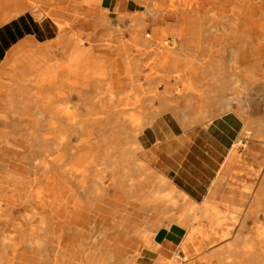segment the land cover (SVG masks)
I'll list each match as a JSON object with an SVG mask.
<instances>
[{"label":"bare ground","instance_id":"6f19581e","mask_svg":"<svg viewBox=\"0 0 264 264\" xmlns=\"http://www.w3.org/2000/svg\"><path fill=\"white\" fill-rule=\"evenodd\" d=\"M97 2L90 0L87 1V5ZM140 3L148 7L147 14L157 16L158 9L152 0H140ZM14 5L15 0H0V24L23 11V9L12 11ZM32 5L35 7L33 11L36 17L41 19L51 16L54 19L60 28V35L53 44L37 45L33 42H24L16 47L0 66V218H26L33 221L30 226H27L25 220L14 222L2 236L0 235V248L3 249L0 252V264L138 263L142 257L143 244L135 243L139 242L135 229L130 233L135 237L128 238V218L119 215L114 226L104 225L96 229V233H91L97 217L108 218L112 208L110 205L112 206L114 201H121L124 195L128 199L130 195V198L137 203L145 197V193L140 192V188L144 184L146 164L141 160L142 147L138 143V138L144 130L143 122L135 116H131L132 119L134 118L132 121L134 124L130 126L118 121L95 122L89 111L83 115L78 111L79 109L70 110L68 104L73 102L74 93L70 90L62 93L60 91L62 88L56 87L58 83L55 78L58 71L69 69L70 66L77 68V59L71 56L69 61H66L64 58L48 56V51L56 49L68 39L65 33L68 25L65 20L68 18L53 12H42L37 9V3ZM209 5L218 8L219 12L214 17L215 23L210 24V27L223 25L226 31L222 39L231 35L230 39L239 42V46H242L243 37L248 38L246 43L252 42V50L247 49L243 53L241 51L242 59L239 64L250 71L249 82L252 86L253 98L256 96V104L253 106V98H239L237 87L233 89L232 86L233 97L230 100L235 98L238 102H245L246 105L242 107L244 112L239 136L234 140L223 169L231 162H236L240 170L232 173L231 179L228 177V180L224 181L222 177L220 181L223 183L219 184V188L214 185L207 202L216 197L221 199L222 203L226 202L228 199L225 198L226 193L230 190L237 191L242 205L246 200L250 201L254 196H250L252 191L259 184L261 189L254 197V205H256L254 217L252 215L254 210L249 211L245 216L243 209L240 211L236 209L226 213L222 218H210L209 231L202 240L199 237L195 241L197 227L192 225L195 218H191L190 223L187 218H178L184 225L189 224L191 229V234H188L189 236L183 241L181 249L184 253L190 254L185 258L187 264H264V239L247 240L242 234L245 226L234 227V222L239 218H260L259 213L264 211V120L252 119L250 113L251 110L255 113L261 111L264 114V0H210L208 4L194 1L190 5L191 16L186 18L183 9L176 10L177 15H180L177 21L173 24L164 23L167 26L156 31L169 33L171 25L176 29L179 38L183 39L187 30H193L191 39L196 41L200 37L196 30L202 24L200 13L206 12ZM206 17L210 15L206 14L203 20ZM137 20L141 22L144 17L140 16ZM228 31L232 33H227ZM213 33L212 30L210 36L208 35L209 43L205 47L196 44L198 52L209 58L208 63L204 65L193 63L191 72L195 78L202 75L200 73L211 76L210 82L213 86H218L221 82L220 76H225L228 70L236 74L237 61L231 59L229 66H225L222 61L225 51L219 52L216 49L218 38L214 37ZM171 38V41L165 40L164 44L168 45L169 42L173 45L177 44L175 36ZM231 46L230 49L234 50ZM232 50H230L231 56H233ZM171 54L172 57H167L171 60L173 57L175 59L173 53ZM168 61H163L159 65L165 66ZM177 63L175 61L167 68V72L176 70ZM187 63L191 64V61ZM93 69L101 75L100 60L93 61ZM136 72H127L126 77L130 79L132 87H138V80L133 75ZM75 76H78L77 73ZM166 76L170 77V74ZM183 77L181 82L184 87L192 88V80ZM119 78L117 74H113L114 83H118ZM162 81L166 82L167 79ZM60 84L62 81L59 82ZM58 89L60 90L57 91ZM56 95L59 97H55ZM28 97L35 99V106H26L25 99ZM52 97L66 104L64 111L59 109L57 114L52 113L54 116L64 117L63 122H51L45 116L47 102L54 101ZM215 97L216 95L213 94L212 98ZM115 112L116 109H110L108 118H113ZM115 126L123 127L117 136L115 132L118 131L112 128ZM251 131L260 139L258 142L263 154L260 162L250 161L244 164L238 148L240 146L247 148L241 139L246 138ZM79 148L88 151L87 156H82L80 161L75 160L68 164V159L74 153L77 154ZM95 150L97 153L93 154ZM219 178L220 175L216 181ZM159 180L160 191L148 197L149 202L154 206L163 205V208L167 209L188 203V197L176 190L166 179ZM68 183L80 186L81 194L85 198L81 199L77 190L69 187ZM112 192L117 196L113 197ZM89 199L98 205L95 207L92 203L91 208L88 207L86 203ZM234 201L235 197L232 196L229 202ZM195 209L196 206L194 208L191 206L188 210ZM120 211L119 208L118 212ZM216 212L215 216L220 214L219 211ZM146 219L149 218L134 220L140 223ZM154 219L159 218H150V220ZM29 231L40 236L35 241L37 249L42 250L38 258L27 253L15 254L16 249L21 245V237L14 239L13 236ZM62 232L75 234L77 238L73 242L68 238L61 241L59 236ZM45 237L57 238L54 246L57 251L52 260L50 250L47 253ZM147 237L146 246H150L152 241L148 235ZM231 237H234V240L229 242ZM128 242L133 246L129 247ZM238 243L242 245L235 247ZM191 244H196L193 251L189 250ZM99 246L105 248L102 250L105 256L97 260L95 255L99 253L97 250ZM207 247L209 251L205 250ZM194 254H204V256L194 261L190 258ZM171 257L173 258L164 256L158 259V264H180L179 255Z\"/></svg>","mask_w":264,"mask_h":264},{"label":"crops","instance_id":"0c3cea01","mask_svg":"<svg viewBox=\"0 0 264 264\" xmlns=\"http://www.w3.org/2000/svg\"><path fill=\"white\" fill-rule=\"evenodd\" d=\"M68 1L71 0H15L12 11L17 9H23V11L18 16L0 24V66L10 53L24 42L46 45L53 44L59 37L60 28L57 23L51 16L41 19L36 17L32 3H37V9L42 12L54 13L56 7L53 5L58 4L61 8ZM87 1L90 0H72L78 10H85L91 5L97 6L98 10L114 20V23L104 28L74 23L71 24V28L67 27L65 30L80 32L123 30L124 41L130 40L131 23L122 24L115 20L122 15L143 13L140 0H97V3L90 5H87ZM88 25L91 28H88ZM164 26L167 25L157 24L155 29L160 30ZM170 27L177 44L182 47L187 46L186 38L180 39L176 29L171 25ZM67 38L56 49L48 51V56L64 58L66 61L73 56L77 61L90 62V65L87 63L86 67L89 66L92 72L93 61L96 56L98 57L99 51L97 33L92 38L81 40L68 35ZM189 53L192 54L195 51H189ZM173 63H175L174 60L166 65L164 70L154 65L150 69L146 67L140 71L136 79L138 83L144 84V87L126 86L125 83L130 84V79L124 78L121 92L115 93L117 96L121 94L122 98L110 101L115 105L110 109H116L121 99L123 115L119 120L122 121L121 124L133 125L134 118L132 119L131 116L143 122L145 129L139 136L138 143L142 147L141 160L146 164V169L143 176L144 184L140 188V192H144L145 197L135 203L130 195L128 199L124 195L121 201H114L112 206L110 205L112 208L108 218H117L119 215L126 218H213L216 211L224 213L233 211L229 200L222 203L221 199L216 197L207 202L229 158L234 140L240 132L241 116L235 112V104L233 100H230L232 98L230 96H233L231 88L229 89L231 93L228 94L227 85L225 86L228 77L220 76V85L213 86L210 82L211 76L200 73L202 75L195 78L192 72H187L183 78L192 80V88H185L187 92L182 97L180 91L184 88L183 86L182 89L178 87L174 92L170 87L163 88L159 85L163 79L170 78L176 72L175 70L167 72V68ZM177 66H179L178 63ZM168 73L170 77L166 76ZM89 78L92 80L91 85L87 86L89 88L74 89L72 103L76 105L85 103L90 106L96 103L95 96L99 94L97 80L93 79V75ZM213 94L216 95L215 98H212ZM80 95L82 98L79 97ZM177 102L180 103L177 104ZM113 121L118 120L113 119ZM160 178L166 179L176 190L186 195L188 203L181 204L177 208L164 209L163 205L154 206L149 202L148 197L160 191ZM112 195L116 196L114 192ZM191 206L192 208L201 207V211H195L196 209L189 211ZM128 233V238L135 237ZM187 236L188 232L180 224L161 227L155 232L152 244L141 251L142 257L137 264H158V259L173 256ZM138 239V243L141 244L142 236H138ZM127 244L131 246L129 242Z\"/></svg>","mask_w":264,"mask_h":264},{"label":"rangeland","instance_id":"374dc122","mask_svg":"<svg viewBox=\"0 0 264 264\" xmlns=\"http://www.w3.org/2000/svg\"><path fill=\"white\" fill-rule=\"evenodd\" d=\"M198 1L201 3H209L210 0H152L153 4L156 5V9H158L157 16H154L153 14H147L148 12V7L145 5H142V12L143 13H136L134 15H122L119 16L115 21L119 23H126L130 22L131 23V32H130V40H125L124 37V31L123 30H116V31H73V30H66L65 33H67L68 36H71V38L74 39H79L81 40L82 38H92L94 37V34L97 33V42H98V49L99 51L97 52L98 57L96 56L94 58L95 60H100L102 63V71L101 75L97 70H94L91 72L90 67H86L87 63L90 65V62H85V61H77L75 66H70L69 69H64L63 71H58L56 73V78L58 85L56 86L57 88L60 87L57 91H62V93H65V91L70 90L71 92L74 91L75 88H82V89H87L91 85V78H89L91 75H93V79L97 80L96 86L98 87V92L99 94L95 96L96 98V103H93V105H88V104H68L70 110H77L80 113L87 114L88 111L92 115V118L95 122H117L113 121V119L118 120V122L123 116H122V105H121V99H120V105H116V114L114 115L113 118H108L107 114L109 113L110 107H114V103H111V100H116L117 98H122L120 95L117 96L115 93L121 92L122 87L124 85V78H127V72H133L137 71L136 73H133L134 76H138L140 71H143L146 67L148 69L152 68V66L157 65L158 68L160 69H165V66L168 65L172 60L178 62V67L175 70L176 72L167 79L166 82H162L159 84L160 86H163V88H166L169 84V87L175 92V90L178 87H181V89L184 87L181 81L182 76L185 75L187 72H191L192 69V64L193 63H199L200 65L207 64L209 61V58L206 56H202L201 53L198 52V49L196 47V44H199L201 47H205L206 44L209 43V36L210 32L213 30V36L218 38V43L216 44V49L219 50V52L225 51L223 55V63L225 66H229L230 60L231 59H236L237 64H236V74L233 72L231 73L229 70L225 74V76L228 77L227 81L225 82V86L227 85V93H231L232 86L233 89L235 86L237 87V92L240 94L237 96L240 98H253V91H252V86L250 84V71L246 69V67L242 64H239L241 58V55L243 52H245L247 49L252 50V42L248 41L246 43V40L248 38L243 37L242 40V46H239L237 42H234L230 39V36L225 37L226 39H222V36L226 29L224 28L223 25L219 24L216 27L211 28L210 24L215 23V14L218 13V8L212 7L209 5L206 8V12L203 11L200 13L201 19H202V24L199 25V28L196 30L199 32L200 37L198 40L191 39V34L194 32L193 30H187L184 38H186V44H188L185 47H182L180 44L172 43L169 42V44H164L165 40H172L171 37L174 35L172 33L174 32H169V33H160L159 31H156V26L157 24H173L174 22L177 21L179 16L176 13V10H182L184 12V16L188 18L189 16L192 15V12L190 11V5L194 2ZM55 8V12H57L58 15L60 16H65L68 19L65 20L67 22V27L71 28V26L74 23H79V24H91L94 26L93 28H104L106 26H109L110 24L114 23V20L109 19L105 13L100 12L95 5L88 6L85 10H78L75 6L74 3L71 1H68L67 4H63L61 8H59V5H53ZM220 10V9H219ZM54 12V13H55ZM79 13V14H77ZM146 14V15H144ZM208 14L210 17H206V19L203 20V17ZM144 15V16H143ZM71 16V18H70ZM141 17H144V20L141 22L137 20V18L140 19ZM53 19V18H52ZM54 20V19H53ZM72 24V25H71ZM225 24V23H224ZM166 25V24H164ZM97 26V27H96ZM162 26V25H161ZM88 28H91L90 25H88ZM212 29V30H211ZM227 33H232V32H227ZM147 35H150V37H147ZM209 35V36H208ZM179 37V36H178ZM224 37V36H223ZM190 40V42H189ZM215 40V39H214ZM226 42V43H225ZM149 44L146 46L145 44ZM226 44V45H225ZM218 45V46H217ZM232 45V46H231ZM230 46L233 47L234 50L230 49ZM219 47V48H218ZM195 51V53H189V51ZM230 50L233 51L232 55H230ZM179 51V52H177ZM183 51V52H182ZM197 51V52H196ZM242 51V53H241ZM177 52V53H176ZM176 57L175 59L172 58L169 59L167 56L172 57V54ZM146 58L148 60H146ZM214 59V58H213ZM169 60V61H168ZM163 61H168L165 66H160L159 63H162ZM191 64H187V62H190ZM147 62V63H145ZM138 65V66H137ZM141 65V66H140ZM85 69H84V68ZM228 68V67H227ZM77 73L78 76H75ZM113 74H117L119 78V82L114 83V80L112 79ZM176 76V77H174ZM128 80V78H127ZM178 80L180 82H178ZM232 80L234 83L232 84ZM62 81V84L59 85V82ZM174 83H171V82ZM139 82V81H138ZM137 85L140 87H144V84L138 83ZM227 83V84H226ZM69 85V87H66ZM126 86L130 84H126ZM231 85V86H230ZM183 86V87H182ZM74 87V88H73ZM230 89V90H229ZM185 87L180 91V94L182 97L185 96ZM112 93V95H111ZM114 93V94H113ZM58 94V93H57ZM249 95V96H247ZM55 97H59V95H56ZM82 98V95L79 96ZM233 97V96H230ZM236 97V96H235ZM256 96L253 98V106L256 104ZM54 100V97H52ZM255 99V102H254ZM235 104V112H237L241 118H242V113L244 112V109L242 108L243 106L246 105L245 102H238L237 99L234 98L233 100ZM35 99L32 97H28L25 99V104L27 107H32L33 105L35 106ZM180 102H177V104ZM183 106V105H182ZM66 104L64 102H60L59 99L52 100L47 102L46 104V110H45V116L47 120L51 122H63L65 121V118L54 116L53 114H57L60 110H65ZM108 109V110H107ZM250 113L252 115V119H263L264 120V114L261 111L259 113L252 112L250 110ZM121 114V115H120ZM112 121H109V120ZM116 131L115 135L117 136L120 134L122 131V126H115L112 127ZM145 129V127H144ZM122 138V136H119ZM248 137V138H247ZM247 138V139H246ZM246 138H242L241 140L244 141V144L247 145V148L245 146H240L238 148V153L242 156L244 160V164H248L250 161H257L260 162L262 158V148L259 146L258 140H260L258 137H256L255 133L253 131L250 132L249 135L246 136ZM116 139V138H115ZM113 144V143H111ZM97 150L93 152V154H96ZM88 151L85 149L79 148L77 154L74 153V155L68 159V164H70L72 161L78 160L80 161L82 156H87ZM99 154V153H98ZM239 164L236 162H231L225 169L222 171V174H220V178L218 181H216V187L219 188V184H222L221 178L224 177L225 179H231V174L234 172H237L239 167ZM240 173H246L245 171H240ZM227 179V180H228ZM69 187H72L73 190H77L78 195L83 198H85L84 195L81 194V189L80 186L72 185L71 183L67 184ZM260 184L255 188L251 195L252 198L249 200H246V203L242 204L239 202L240 197L237 196V191H230L227 190L226 197L228 198L227 200L230 201L231 197H235L234 202H229L230 203V208L234 210H241L243 209V212L245 216L248 214L249 211H252V215L254 217L255 215V209L256 205L254 202V197L256 196L257 192L260 190ZM231 192V193H230ZM117 196V195H116ZM92 201V202H90ZM100 202V201H99ZM84 203H86L84 201ZM94 204L95 207L98 205L96 202H94L92 199L88 201L87 206L91 208L90 204ZM94 208V207H92ZM171 208H177V207H172ZM263 208V207H262ZM260 208V209H262ZM203 210V209H202ZM195 211H201V207H197ZM220 214L213 217V218H222L225 216L226 213L219 211ZM203 213H205V210H203ZM263 213L264 211H261L259 213L260 218H239L237 221L234 222V227H240L241 225L245 226V229H243L242 234L243 237H245L247 240H261L264 239V218H263ZM216 215V214H215ZM93 217V215H92ZM1 219V225H0V235L2 236L4 234V231L7 230V228L12 225L14 222H20L21 220H25V223L27 226H30L33 221H30L29 219L26 218H0ZM128 232L132 233V231L135 229L137 231V237L142 236V250L146 246V239L148 238L147 235L151 238H149L151 241L154 237L155 232L160 229L163 226H172L174 224H180L182 225L188 234H191V229L190 225L188 223L191 218L188 219V225H184L183 222H181L178 218H159V219H154L150 220L146 219L143 221H140V223L136 222L134 219L135 218H128ZM117 218H96V220L93 223L94 228L92 229V233H96V229L99 227H103L104 225L108 226V224L111 226L115 224V221ZM210 218H195L192 223V225L197 227V234L195 235V241L200 237L202 240L203 236H206V234L209 231V226L211 223L209 222ZM96 227V228H95ZM82 229V228H81ZM140 233V234H139ZM188 235V236H189ZM237 235H239L237 233ZM187 236V237H188ZM242 236V235H241ZM21 237V245L16 249V255L22 254V253H27L30 256L34 258H38L41 254L42 250H38L35 244V241L40 238V236L37 233L33 232H26V233H20V235L15 234L13 236L14 239H17ZM61 241L68 239H71L70 242H73L74 239H76V235L72 233H67V232H62L61 235L59 236ZM205 238V237H204ZM232 238V239H231ZM229 242H232L234 237H231ZM46 239V245H47V253L50 250L51 253V260L54 258V255L56 254V249H55V242L57 241V238H48L45 237ZM243 239V238H242ZM138 243V242H135ZM183 243V242H182ZM182 243L175 252V255H179V261L180 264H187L185 258L190 256L189 253H184L181 249ZM140 244V243H138ZM137 244V245H138ZM241 244H236L235 247H240ZM133 245L131 244L130 247ZM50 247V248H49ZM196 244L190 245L189 250L191 249L192 251L195 249ZM243 247V246H242ZM99 253L95 255V258L99 260L100 258L104 257V250L105 248H101L100 246L97 247ZM3 249L0 248V252ZM204 251V249H202ZM205 250L209 251V248H205ZM69 252L71 249L68 250ZM204 256L203 255H192L190 258H193L194 261H197L200 259V257ZM63 258H65L63 256ZM140 258V257H139ZM173 257H170L172 259ZM139 260V259H138ZM169 260V259H168ZM51 264H54L51 262ZM113 264V263H111ZM116 264V263H115ZM137 264V263H135Z\"/></svg>","mask_w":264,"mask_h":264}]
</instances>
